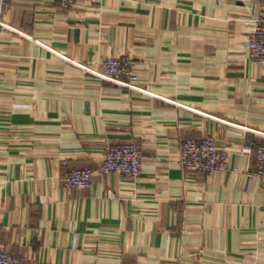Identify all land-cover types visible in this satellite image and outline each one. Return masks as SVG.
Returning a JSON list of instances; mask_svg holds the SVG:
<instances>
[{"label": "crops", "instance_id": "crops-1", "mask_svg": "<svg viewBox=\"0 0 264 264\" xmlns=\"http://www.w3.org/2000/svg\"><path fill=\"white\" fill-rule=\"evenodd\" d=\"M264 0H10L0 30V244L25 264H264V63L250 57ZM136 61L130 90L96 78ZM214 136L219 174L181 164ZM137 143L136 179L100 172L106 148ZM64 162L98 170L66 187ZM238 168L239 172H232Z\"/></svg>", "mask_w": 264, "mask_h": 264}, {"label": "built area", "instance_id": "built-area-1", "mask_svg": "<svg viewBox=\"0 0 264 264\" xmlns=\"http://www.w3.org/2000/svg\"><path fill=\"white\" fill-rule=\"evenodd\" d=\"M58 1L63 8H68L73 2L82 0ZM9 3L10 0H0V30L2 31L11 29L3 21ZM251 25L253 31L249 43L250 57L264 63V14L253 19ZM74 64L96 78L130 90L147 92L139 85L138 65L133 57H107L94 66L78 62H74ZM260 134L264 136L263 132ZM246 152L253 154L258 161L257 172H248V179L250 180L254 176L264 178V141L250 144ZM143 160L144 150L140 144H112L106 148L100 172L118 173L127 178L136 179L141 172ZM229 163L228 151L219 147L214 136L188 138L182 144L181 164L189 172L219 174L229 169ZM63 164L66 171L62 179L66 187L79 189L91 187L94 177L98 173L97 169L92 167L71 168L67 162ZM232 172L238 173L239 169L234 168ZM26 262L24 257L10 252L4 244H0V264H25Z\"/></svg>", "mask_w": 264, "mask_h": 264}]
</instances>
